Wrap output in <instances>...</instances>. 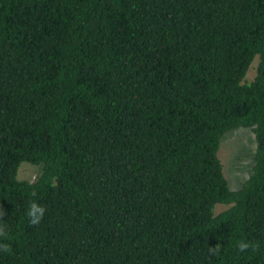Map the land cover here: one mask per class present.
<instances>
[{
    "label": "trees",
    "instance_id": "obj_1",
    "mask_svg": "<svg viewBox=\"0 0 264 264\" xmlns=\"http://www.w3.org/2000/svg\"><path fill=\"white\" fill-rule=\"evenodd\" d=\"M0 206V264H264V0H0Z\"/></svg>",
    "mask_w": 264,
    "mask_h": 264
},
{
    "label": "rangeland",
    "instance_id": "obj_2",
    "mask_svg": "<svg viewBox=\"0 0 264 264\" xmlns=\"http://www.w3.org/2000/svg\"><path fill=\"white\" fill-rule=\"evenodd\" d=\"M257 63L258 59L254 61L247 74L249 80L256 75ZM256 149L255 134L251 128L234 129L224 136L220 155L226 166V175L232 189H239L252 174ZM40 173L39 165L23 162L19 169V178L35 181ZM224 208V205H219L217 210Z\"/></svg>",
    "mask_w": 264,
    "mask_h": 264
},
{
    "label": "clouds",
    "instance_id": "obj_3",
    "mask_svg": "<svg viewBox=\"0 0 264 264\" xmlns=\"http://www.w3.org/2000/svg\"><path fill=\"white\" fill-rule=\"evenodd\" d=\"M32 195L35 196L36 193L33 192ZM45 211L46 209L42 205L38 204L34 200L30 201L28 205V210L26 213V215L29 218L30 224L33 226L38 225L41 222L45 214ZM4 215H6V213L3 210L2 206H0V220H3L2 218ZM0 238H2L3 240L8 239V233L4 226H0ZM237 247L240 252H245L250 247H252L254 251L257 250L258 245L252 244L251 242L241 240L237 242ZM221 248H222V245L217 244L215 247H208V252L210 255H219ZM0 251H3L5 253H10L11 247L7 243L0 242Z\"/></svg>",
    "mask_w": 264,
    "mask_h": 264
}]
</instances>
